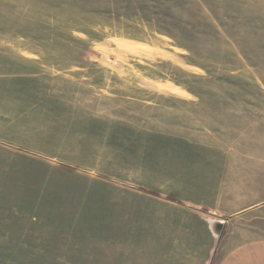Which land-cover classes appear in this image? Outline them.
Masks as SVG:
<instances>
[{
    "label": "rangeland",
    "instance_id": "374dc122",
    "mask_svg": "<svg viewBox=\"0 0 264 264\" xmlns=\"http://www.w3.org/2000/svg\"><path fill=\"white\" fill-rule=\"evenodd\" d=\"M191 98L264 101V0H0L5 133L101 131L69 141L70 165L0 141V264H103L94 226L113 192L76 168L101 145L104 166L137 161L109 131L188 129Z\"/></svg>",
    "mask_w": 264,
    "mask_h": 264
},
{
    "label": "crops",
    "instance_id": "0c3cea01",
    "mask_svg": "<svg viewBox=\"0 0 264 264\" xmlns=\"http://www.w3.org/2000/svg\"><path fill=\"white\" fill-rule=\"evenodd\" d=\"M0 113L3 146L69 165L61 155H80L69 141L101 133L93 127L70 137L48 119L25 138L5 133L9 118ZM188 118V129L146 127L135 139L131 126H117L109 135L141 145L140 158L104 166L101 145L99 163L76 168L79 177L102 181L113 192L109 211L94 226L103 264H264V101L191 98ZM149 141L158 144L156 151Z\"/></svg>",
    "mask_w": 264,
    "mask_h": 264
}]
</instances>
